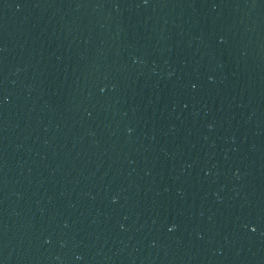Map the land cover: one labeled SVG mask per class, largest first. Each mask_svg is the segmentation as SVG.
<instances>
[{
    "label": "water",
    "instance_id": "95a60500",
    "mask_svg": "<svg viewBox=\"0 0 264 264\" xmlns=\"http://www.w3.org/2000/svg\"><path fill=\"white\" fill-rule=\"evenodd\" d=\"M0 264H264V0H0Z\"/></svg>",
    "mask_w": 264,
    "mask_h": 264
},
{
    "label": "snow or ice",
    "instance_id": "6c2138e0",
    "mask_svg": "<svg viewBox=\"0 0 264 264\" xmlns=\"http://www.w3.org/2000/svg\"><path fill=\"white\" fill-rule=\"evenodd\" d=\"M255 229H253V231H254Z\"/></svg>",
    "mask_w": 264,
    "mask_h": 264
}]
</instances>
